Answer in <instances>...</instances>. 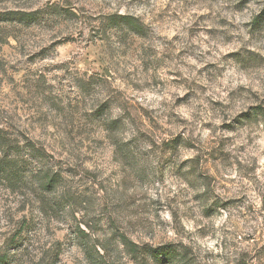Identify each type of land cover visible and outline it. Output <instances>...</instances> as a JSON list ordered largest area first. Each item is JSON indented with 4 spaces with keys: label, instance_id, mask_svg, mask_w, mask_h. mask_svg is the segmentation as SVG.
Segmentation results:
<instances>
[{
    "label": "rangeland",
    "instance_id": "374dc122",
    "mask_svg": "<svg viewBox=\"0 0 264 264\" xmlns=\"http://www.w3.org/2000/svg\"><path fill=\"white\" fill-rule=\"evenodd\" d=\"M218 2L211 0V3ZM260 2L226 0L224 11L247 15ZM153 3L157 8L152 7ZM209 3L210 0H0V100L7 88L19 101L17 114L25 113L22 119L33 133L40 129V133L34 136L23 130L14 134L13 126L0 130V136L9 144V148L0 145V159L6 160L5 170L0 173V264H120L123 260L121 244L132 264H201L197 253L182 242L161 239L154 246L145 242L143 247H139L129 240L128 230L136 227L148 211L147 193L142 191L147 178L137 171L139 154L133 155L135 138L126 144L114 139L126 130V126L118 119L106 123L108 117L105 114L113 102L111 97L93 106L91 116L78 113L81 101L94 95L97 88L106 83L108 72L115 70L118 64L123 62L131 67L139 62L145 74L149 68L166 66L172 59L171 52L154 58V49H146L141 43L150 38L155 24L167 33L174 30L170 24L182 16L185 18V23L178 25L179 31L169 41L170 48L176 44L182 46L178 57L189 52V48L183 45L197 38L207 37L219 42L221 49L231 48L235 37L229 34V29L235 25L219 13L214 16L207 7ZM123 15L130 16L136 27L127 26L120 18ZM205 22L216 26L202 29L200 25ZM242 26L251 40L264 42V8L253 11L248 19L242 20ZM85 31L87 37L84 36ZM28 44L35 50L24 59ZM117 55L121 61L116 60ZM14 57L20 59L12 63ZM41 60H53L55 63L44 65L42 70L25 69L26 65ZM222 62L225 72L234 68L240 79L247 81L227 95L239 99L247 93L251 99L259 101L247 106V115L242 111L239 116L244 117L247 123L264 119L263 113H258L264 111V99L252 91L253 87L264 88V78L260 75L264 73V56L242 47L226 50ZM76 64L83 66L75 69L82 75L74 74L73 66ZM97 65H102L103 70ZM210 68L214 65L204 64L198 75ZM53 73L58 76H53ZM132 75V72L128 73L129 77ZM167 75L173 77V87L184 83L179 72L169 70ZM50 78L56 83H49ZM123 82L124 78H121L120 83ZM162 83L153 79L144 88L136 84L133 88L140 93L147 91L146 102L150 103L151 97L158 95L152 87ZM73 85L79 89V96L72 95ZM192 96V91L186 92L176 98V103H187ZM32 97L47 103L63 117L71 150L63 141L55 145L52 138L44 134L47 116L34 114L36 105L29 104L26 99ZM215 106L222 107V102L217 101ZM131 111L136 113V119L146 129L159 131L163 127L157 123L156 110L144 107L139 100L131 105ZM226 130L235 131L231 128ZM91 131L99 135L97 140L89 143ZM141 135L150 139L143 133ZM105 139L109 142L104 143ZM180 142V135H177L163 141V149L175 152ZM185 147L194 149V145L189 143H185ZM93 152H99L102 159L120 163V171L125 173L120 181L126 190L124 193L111 190L110 185L100 180V173L95 171L88 155ZM230 159V154L214 148L210 160L204 162L208 165L205 171H200L201 158L197 156L185 160V165L191 164L187 173L182 170L174 172V178L184 179L190 187H206L204 193H197L193 199L205 204L210 199L213 201L202 214L205 219H215L217 224L226 219V214L239 213L247 199L237 194L240 189L233 192L227 174L220 185L222 190L232 193L227 199H220L211 187L215 176L206 172H215L218 163L229 164ZM81 160L84 165L92 167L82 168ZM115 174L116 170L110 175ZM155 180L164 185V177H156ZM53 186L55 192L52 191ZM100 193L104 194L103 197ZM261 200L264 202V197ZM151 203L156 207L162 204L158 199ZM244 212L247 218L239 214V219L245 226L251 225L252 231L241 237L243 247L234 254L232 264H251L252 259L261 264L264 261V223H261L264 217L258 218L251 207L244 208ZM197 232L203 240L210 235L209 226L197 229ZM131 235H136V232H131ZM212 243L208 241L209 248ZM156 248H161L160 252H169V257L163 260L156 258ZM213 257V253L207 252L204 261Z\"/></svg>",
    "mask_w": 264,
    "mask_h": 264
},
{
    "label": "clouds",
    "instance_id": "9594fccd",
    "mask_svg": "<svg viewBox=\"0 0 264 264\" xmlns=\"http://www.w3.org/2000/svg\"><path fill=\"white\" fill-rule=\"evenodd\" d=\"M226 6V0H219L218 3H211L210 0L207 7L213 11L214 16L215 13H219V16L235 25L234 28L229 29V34L235 37L231 48L221 49L219 42H213L207 37L197 38L183 45V47L189 48V52L178 57L182 46L176 44L174 48H170L169 41L179 31L178 25L185 23V18L182 16L178 21L170 24L174 30L167 33L161 30L159 24H155L150 38L141 43L146 49H154V58H160L165 53L171 52L172 59L167 62L166 66L149 68L145 74L139 62L131 67L123 62L118 64L115 66V70L108 72L106 83L98 87L94 95L81 101L78 113L81 116L84 113L91 116L93 106L108 101L111 97L113 102L108 105L109 111L105 114L108 117L106 123L110 124L113 119H118L121 124L126 126V130L114 139L126 144L135 138L136 150L133 155L139 154L136 168L147 178L142 191L147 193L148 211L137 222L136 227L128 230L129 240L139 247H143L145 242L154 246L161 239L182 242L197 253L201 264H232L234 254H237L243 247L241 237L252 231L251 225L245 226L244 222L239 219V214H243L247 218L244 208L251 207L258 218L264 217V202L261 200V197H264V119H260L257 123H247L244 117L239 116L242 111H245L247 115V106L255 105L259 101L251 99L247 93L239 99L236 96L229 97L227 95L237 89L239 84L247 83V81L241 80L234 68L225 72V64L222 62L226 50H238L242 47L264 56V42L257 43L251 40L246 29L242 26V20L248 19L253 11L258 12L260 8H264V0H261L258 6L250 9L247 15H236L224 11ZM152 7L157 8V5L153 3ZM188 23H192L191 19L188 20ZM214 26H216L214 23L208 22L200 25L202 29ZM87 35V31H85L84 36L87 37ZM172 43L175 44L174 41ZM34 50L33 46L28 44L24 59ZM209 52L211 55L208 54ZM16 59H20V57H14L11 62L15 63ZM121 59L117 55L116 60L121 61ZM51 63H55V61L41 60L35 64L26 65L25 69L42 70L44 65ZM89 64L91 67V62ZM204 64H212L214 68L207 69L203 74L198 75ZM81 67L83 66L80 64L74 65V74L82 75V73L75 72V69ZM96 67L103 70L102 65ZM134 69L139 71H134ZM169 70L181 73L184 83L179 87H173L171 83L173 77L167 75ZM129 72L133 73L130 77L128 76ZM9 74L11 75V73ZM52 75L58 76L57 73ZM260 75L264 78V73ZM121 78H124L123 83H120ZM153 79L163 83L160 86L152 87V91L158 95L151 97L149 103L146 102L147 91L137 92L133 88V84L144 88L146 83L151 84ZM49 83H56V80L50 78ZM189 91H192L193 96L189 97L188 102L177 104L176 98L184 96ZM252 91L258 92L261 99H264V88L253 87ZM72 95H80L79 89L75 85H73ZM26 99L29 104L36 105L33 109L35 115L47 116V122L43 125L44 134L50 136L55 145H59L63 141L71 150L64 131L63 117L36 97ZM137 100L144 107L156 110L157 123L163 126L159 131L146 129L136 119V113L131 111V105H134ZM217 101L222 102V107L215 106ZM18 103L16 97L5 88L3 99L0 100V105H2L0 107V130L13 126L11 130L14 134L17 130H23L30 136L37 135L40 133V129L37 128L36 133L31 131L28 124L22 119L25 113L17 114ZM85 105L89 106L85 107ZM100 119L103 120L104 117H100ZM52 125L55 127L53 128ZM221 125L225 127H221ZM227 128L235 129V131H227ZM141 133L150 139H144ZM98 135L95 131L89 132V143L92 140H97ZM177 135H180L181 142L177 145L175 152L164 150L163 141L171 140ZM103 142L108 143L109 141L105 139ZM185 143L194 145V149L188 150ZM214 148L230 154L231 157L230 166L218 163L215 172H206V174L215 176L211 187L216 195L220 199H227L228 195L232 194L225 192L220 186L224 183L227 174V177L231 179L229 186L233 192L240 189L237 194L247 197L244 208H241L239 213L226 214V219L219 224L215 219H205L202 214L205 207H210L213 203L211 199L207 201V204L201 200L193 199L197 193H204L207 190L206 187L203 185L190 187L184 179L174 178L175 171L182 170L185 173L189 171L191 164H184L189 157L199 156L201 158L200 171H205L208 165L204 162L210 160V153ZM88 155L95 165V171L100 173V180L104 181L106 185H110L111 190L124 193L126 190L120 181L125 173L120 171V163L102 159L99 152ZM81 167L89 168L92 165H84L81 160ZM114 170H116V174L110 175ZM160 176L164 177L163 186L155 180ZM52 191L55 192V186ZM103 195L100 193L101 197ZM157 199L162 202L159 207L151 203ZM206 225L209 226L210 235L202 240L197 229ZM131 232H136V235H131ZM208 241H213L211 248L208 247ZM120 252L123 255L120 264H132L128 255L124 254L122 244ZM207 252L213 253L214 257L205 262L204 254ZM216 253H219L220 256L216 257ZM251 264H257L256 260L252 259ZM261 264H264V261H261Z\"/></svg>",
    "mask_w": 264,
    "mask_h": 264
},
{
    "label": "trees",
    "instance_id": "16d2710c",
    "mask_svg": "<svg viewBox=\"0 0 264 264\" xmlns=\"http://www.w3.org/2000/svg\"><path fill=\"white\" fill-rule=\"evenodd\" d=\"M120 18L122 19V21L125 22V24L127 26L129 25L133 28L136 27L135 26L136 24L133 22V20L130 16L123 15V16H120ZM258 113H263V115H264L263 110L261 112H258ZM253 117H255V116H253ZM0 145L3 147L9 148V144L6 142V140H4V138L2 136H0ZM5 163H6L5 158H1L0 159V173H1V171L5 170V166H4ZM48 180L50 181V179H48ZM159 249H161V248H156L154 250L156 258L160 259L159 257H161L160 260L167 259L169 257V252H167V251L160 252Z\"/></svg>",
    "mask_w": 264,
    "mask_h": 264
}]
</instances>
